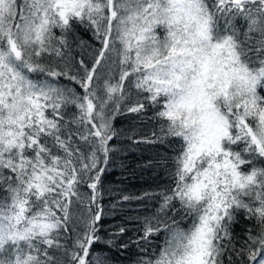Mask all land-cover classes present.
<instances>
[{"label": "snow or ice", "instance_id": "1", "mask_svg": "<svg viewBox=\"0 0 264 264\" xmlns=\"http://www.w3.org/2000/svg\"><path fill=\"white\" fill-rule=\"evenodd\" d=\"M0 264H264V0H0Z\"/></svg>", "mask_w": 264, "mask_h": 264}, {"label": "trees", "instance_id": "2", "mask_svg": "<svg viewBox=\"0 0 264 264\" xmlns=\"http://www.w3.org/2000/svg\"><path fill=\"white\" fill-rule=\"evenodd\" d=\"M129 162L130 163L132 162V157L131 156H129ZM145 181H147L148 183L151 182L150 178L147 175H145L140 180H134V181H132V183H134L136 185V189L139 190L141 187L146 188L148 186V183H146Z\"/></svg>", "mask_w": 264, "mask_h": 264}]
</instances>
